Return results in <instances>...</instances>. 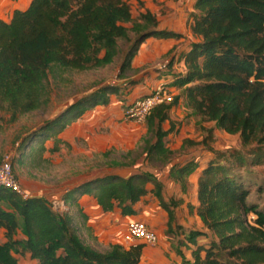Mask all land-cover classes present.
Returning a JSON list of instances; mask_svg holds the SVG:
<instances>
[{"label": "trees", "instance_id": "16d2710c", "mask_svg": "<svg viewBox=\"0 0 264 264\" xmlns=\"http://www.w3.org/2000/svg\"><path fill=\"white\" fill-rule=\"evenodd\" d=\"M188 18L196 39L182 53L184 71L174 72L170 85L183 88L187 105L196 113L216 121L228 133H238L242 144L256 141L258 149L251 160L260 163L264 156V0H193ZM129 31L135 37L123 54L118 77L133 68L132 60L147 38L182 36L160 27L149 10L133 18L125 0H30L26 7L14 8L9 19L0 17V111L13 119L43 109L50 98V78L62 80L72 70L113 62L119 54L117 38L130 40ZM120 90L119 83H104L28 130L16 141L12 166L44 161L45 151L60 149L63 140L58 134L69 123L88 109L107 104L110 95ZM166 103L155 105L147 115L140 145V155L155 166L168 164L174 153L164 139L171 128L161 127L168 119ZM48 139L51 146L46 145ZM134 160L113 164L134 165ZM190 166L188 161L168 169L183 192L187 182L182 175ZM235 169L214 160L201 166L194 207L203 229L190 228L187 236L195 243L198 235L207 241L197 243L193 258H183L181 264H264V206L248 200L250 188ZM162 190V181L148 171L97 174L62 193L65 204L75 209L72 213L56 211L44 195L23 197L0 186V227L5 237L0 241V264H18L17 255L24 252L37 264H136L144 242H117L99 249L84 239L74 218L78 215L83 223L87 219L79 198L88 193L103 210L118 207L122 214H133L135 202L151 192L167 212V230H171L177 200H166ZM19 229L24 238L17 236Z\"/></svg>", "mask_w": 264, "mask_h": 264}, {"label": "rangeland", "instance_id": "374dc122", "mask_svg": "<svg viewBox=\"0 0 264 264\" xmlns=\"http://www.w3.org/2000/svg\"><path fill=\"white\" fill-rule=\"evenodd\" d=\"M125 1L130 7L133 18L149 10L157 18L160 27L176 29L184 38L174 45L160 38L145 40L139 46L133 68L126 70L123 77H118L123 54L135 37L134 33L129 31L130 40L117 38L119 54L113 62L84 70H72L67 72L62 80L57 77L50 78V98L43 109L18 114L13 119L8 112L0 111V162L6 155L10 158L15 155L16 141L28 130L56 115L70 102L104 83H119L120 92L111 94L107 104L90 108L67 126L61 135L63 142L59 143L58 151L52 153L45 151L44 161L36 166L13 163L15 175L24 190L44 191L51 195L77 180L110 171L124 175L137 170L157 171L160 176L168 178L167 171L172 164L178 167L190 161V168L182 175L187 182L185 190L187 195L172 198L177 200L173 208H178L179 216L181 213L185 215L187 211L191 228H196V222L192 219L196 200L191 191L190 179L197 178L201 166L208 160H214L234 166L240 176L239 179L250 188L248 200L264 206V156L260 163L251 160L256 155L257 142L252 140L242 144L238 133L226 132L217 125L216 121L207 119L188 106L183 88L170 85V80L160 82L162 78H170L173 72L184 70L180 60L183 51L181 45L187 46L189 41L196 39L191 31V19L188 18L193 0ZM24 3L19 4L23 6ZM0 6L9 18L10 6L7 4ZM126 25L130 26L131 23L128 22ZM159 84L165 85L171 95V99L166 103L170 105L168 119L161 122V127L171 128L164 139L174 153L168 164L155 166L140 155V145L146 135L145 121L133 122L125 117L124 111L133 99L152 91ZM52 143L51 139L46 141L47 146H51ZM132 158L135 159L134 165L113 164L114 160L130 161ZM258 187H261V190H258ZM185 200L186 204L182 207L181 203ZM52 204L54 205L53 202ZM74 218L75 225L86 240V236L82 233L88 235L86 226L78 215ZM174 229L175 233H183L185 238L190 228L177 225ZM174 229L167 230V234H171ZM184 238L176 244L188 246ZM17 257L20 258L19 255Z\"/></svg>", "mask_w": 264, "mask_h": 264}, {"label": "crops", "instance_id": "0c3cea01", "mask_svg": "<svg viewBox=\"0 0 264 264\" xmlns=\"http://www.w3.org/2000/svg\"><path fill=\"white\" fill-rule=\"evenodd\" d=\"M20 2L22 3L25 2V3L23 6H20L19 4ZM29 2L30 0H0V4H4V5L7 4L10 6L11 12L9 13V18L11 17L12 10L14 8H24L28 5ZM3 10L4 9L3 8L1 9V6H0V17L4 19H9L6 17V12H3ZM149 38H159V37H149ZM183 38L184 37L181 36L177 38L167 37V38H160V39L163 41H168L171 45H174V44H178ZM190 42L191 41L188 42L187 46L181 45L183 49L182 53L188 48ZM135 57L136 55L134 56L132 60V66H134L133 64H135L134 62H136ZM180 60H181L182 65L184 66L182 57ZM173 73L171 74L170 78L160 79V82L162 83L167 82L165 80H170L171 82L173 79ZM67 126L58 134L59 137H61L62 133L67 128ZM152 173L158 179L162 181L163 183L162 194L166 200H168L169 198L173 196L175 198H180V197H184L187 195L185 192L181 190L180 184L169 176V171H167L168 178H164L160 176L157 173V171H152ZM81 180H84V179L77 180L74 183L81 181ZM190 182H191V188H192L191 191L193 193V196L195 195L194 198L196 200L195 201V205H196L197 203V198H196L197 178L193 177L192 179H190ZM147 186L151 187L152 185L150 183H147ZM68 187H65L61 190L59 189L55 191L54 194H51V195L46 194L44 191L31 192L27 189L26 191L30 194L44 195L47 198L52 199L53 200L52 202L54 203L53 208L56 211L62 212L63 210L68 209L69 212L74 213L75 209L69 208L68 205L65 204V202L61 198L62 193ZM185 204H186V200L183 203H181V206L184 207ZM79 205L82 211L87 215V219L84 222V225L86 226L88 235L85 232H82V233L86 236L87 242L96 246L99 249H104L108 247V245L111 243L121 242L122 231L124 230L126 222L130 219L145 220L148 223V225L157 232L158 240L155 243H152V244L146 243L143 245L140 259L136 264H144L146 262H155V263H161V264H181V261L183 258H187V259L193 258L192 250L196 247L197 243H205L207 241L202 235H198L196 238V243H195L187 235L184 238L183 233H175L176 230L174 228L177 225H182L187 229L191 228L192 226L191 220L188 218L189 217L188 212L186 211L185 215L181 213V216H179L180 214L178 212L177 207L173 208L174 217L172 221V229H174V231L171 232V234H167V220H168L167 212L165 211V209H163L158 204L157 198L151 192H147L137 202H135L134 207L136 209V212L133 214H122L118 207H115L114 209L108 210V211L103 210V208L97 204L96 198L93 195L88 194V193H84L80 196ZM194 211L195 213L192 219L195 220L196 222V225H197L196 229H203L202 221L200 220L199 216L196 214L195 207H194ZM17 236L22 237V238L25 237V235L22 233L20 229L17 231ZM181 238H184V241L189 247L185 245H181V244H178V245L176 244V242L180 241ZM4 239H5L4 229L0 227V241H3ZM18 255L20 256V258L18 259V264H37V260L34 258H31L29 252H24Z\"/></svg>", "mask_w": 264, "mask_h": 264}, {"label": "built area", "instance_id": "2783aa9c", "mask_svg": "<svg viewBox=\"0 0 264 264\" xmlns=\"http://www.w3.org/2000/svg\"><path fill=\"white\" fill-rule=\"evenodd\" d=\"M171 99L167 87L159 84L155 89L146 93L143 96L133 99L125 108L124 115L129 120L137 123L145 121L151 109L162 102H167ZM0 186H4L15 190L23 197L29 193L21 187L20 182L13 170L11 158L6 155L0 162ZM158 240L157 232L151 228L145 220L130 219L126 222L124 230L121 234L122 244H133L136 242L155 243ZM144 264H161L155 262H146Z\"/></svg>", "mask_w": 264, "mask_h": 264}]
</instances>
